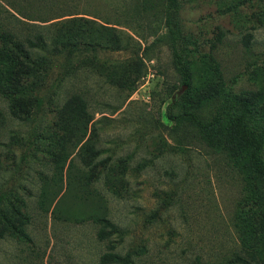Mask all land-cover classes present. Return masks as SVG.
Returning <instances> with one entry per match:
<instances>
[{"label":"rangeland","instance_id":"1","mask_svg":"<svg viewBox=\"0 0 264 264\" xmlns=\"http://www.w3.org/2000/svg\"><path fill=\"white\" fill-rule=\"evenodd\" d=\"M0 5L40 27L73 16L118 20L114 26L123 43L126 34L134 39L125 48L81 45L62 55L26 119L12 118L0 97V203L19 194L29 215L27 238L0 239V264H105V253L111 254L106 264L110 258L128 264H264V244L254 241L245 249L236 229L244 221L240 174L225 155L185 126H173L166 115L172 97L186 87L168 35L158 39L168 32L164 1ZM169 16L181 30L194 80L210 52L229 94L264 86V0H178ZM218 32L222 39L213 48ZM62 67L71 74L65 79L59 77ZM100 69L137 78L134 91L118 88ZM74 92L84 98L87 131L78 146L66 145L68 158L57 165L49 153L55 148L43 137ZM217 104L202 106V117L209 120ZM86 140L89 145L81 147ZM103 219L120 233L106 229L101 238Z\"/></svg>","mask_w":264,"mask_h":264},{"label":"trees","instance_id":"2","mask_svg":"<svg viewBox=\"0 0 264 264\" xmlns=\"http://www.w3.org/2000/svg\"><path fill=\"white\" fill-rule=\"evenodd\" d=\"M161 1H164L167 9L165 17L168 32L158 39L168 35L173 65L181 84L186 87L180 95L172 97L166 115L174 123L173 126H185L215 151L225 155L240 174L243 192L238 200L242 211L239 217H244V221L242 225L236 222L239 239L245 249H249L254 241L264 244V86L229 94L220 65L210 52L203 56L201 75L194 80L185 60L181 30L169 16V12L177 7L178 0ZM16 12L20 17L33 20L27 14L25 16ZM9 17H13L17 23ZM36 20L47 22L51 18ZM117 22H99L92 18L73 16L40 27L20 19L0 5V97L8 104L9 115L14 119H26L31 114L54 66L71 49L81 45L89 46L94 51L111 45L117 49L127 47L134 39L126 34L127 44L123 43L120 37L122 31L114 26ZM250 36L246 35L247 38ZM221 39L222 33L218 32L212 47ZM67 69L62 67L59 77L65 79L70 76ZM99 73L120 89L129 93L135 89L137 78L129 79L125 73L118 72L112 77L104 69H100ZM83 100L79 92L71 93L56 110L51 125L46 129L43 140L46 145L55 148L49 153L57 165L68 158L65 153L68 143L76 147L84 140L87 131L84 130V117L87 112ZM213 102L218 104L212 117L206 120L199 109ZM71 133L77 135L76 139L72 138ZM88 145L86 140L81 147ZM19 196H7L1 200L0 239L7 234L27 238L24 225L28 223L29 215L23 212L24 200ZM102 223L104 227L98 231L101 238L106 229L120 233V229L109 220L103 219ZM109 257L111 254L105 253L101 262L106 264ZM110 259L108 261L112 264H128L125 259Z\"/></svg>","mask_w":264,"mask_h":264}]
</instances>
